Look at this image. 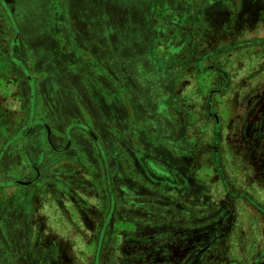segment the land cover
I'll use <instances>...</instances> for the list:
<instances>
[{
    "label": "rangeland",
    "instance_id": "rangeland-1",
    "mask_svg": "<svg viewBox=\"0 0 264 264\" xmlns=\"http://www.w3.org/2000/svg\"><path fill=\"white\" fill-rule=\"evenodd\" d=\"M209 3L0 0V264H264V0Z\"/></svg>",
    "mask_w": 264,
    "mask_h": 264
},
{
    "label": "flooded vegetation",
    "instance_id": "flooded-vegetation-1",
    "mask_svg": "<svg viewBox=\"0 0 264 264\" xmlns=\"http://www.w3.org/2000/svg\"><path fill=\"white\" fill-rule=\"evenodd\" d=\"M226 1H228V0H210V3L207 5L204 4L203 8L206 7L205 11L208 10L209 8L210 9L213 8V9H217V10L219 9V11L222 12V9H220V8H224L222 5ZM222 13H220V15ZM34 127L32 128V130L34 129ZM32 130L27 135V137L32 134ZM89 133L91 134V136L90 135L89 136L92 138V142L94 143L93 145L98 148L99 147L98 139L95 136H93V134L91 132H89ZM65 136H63V134H60L59 136H57V140H63V137H65L64 139L67 141L66 144H68L64 148H60L61 146L56 147L53 144L52 139H51V134L48 135L46 140H47V144H48V146L52 152L57 153V155H61L62 153L69 151L71 147L77 146L76 144L80 145V147H82L84 145L89 146V142H86L87 140L84 138V135L78 136L81 138L80 141H78L79 139L78 140L73 139L72 135H70L69 139H68V135H65ZM37 148L38 147L36 146V144H33V149H34L33 151L35 152L33 158L40 160L43 156V151L41 150V152H40L39 149H37ZM98 150H99V148H98ZM138 161L140 162V168H143L144 172L153 180L167 182L169 184H172V186H176V183L174 181L175 172H174V170L171 169L170 166L166 165L164 162H161L160 160H157L155 157H152V156H142V155L138 157ZM28 170H29V172H27V174L32 175L33 179L27 180V181H23L20 179L14 180L15 184L20 185L22 187H30L36 182V180L39 178V174H40V170L38 169V165L36 164V160L32 159V162L28 163ZM25 235L26 234L23 232L21 234V237H25Z\"/></svg>",
    "mask_w": 264,
    "mask_h": 264
},
{
    "label": "crops",
    "instance_id": "crops-1",
    "mask_svg": "<svg viewBox=\"0 0 264 264\" xmlns=\"http://www.w3.org/2000/svg\"><path fill=\"white\" fill-rule=\"evenodd\" d=\"M143 13V12H142ZM142 18H144V17H142ZM141 21V20H140ZM143 23V22H142ZM89 30V29H88ZM87 30H86V36H85V38H87V36H88V34H87ZM86 40V39H85ZM99 49V48H98ZM101 50V51H100ZM99 50V52L98 53H96L98 56V59L99 60H101V61H105V62H107V61H109V56L107 55V53L104 51V50H102V49H100ZM154 60L155 61H157V60H159L158 58H154ZM129 85L132 87L133 85H135V88L136 87H139V85H141L139 82H134V84L133 83H129Z\"/></svg>",
    "mask_w": 264,
    "mask_h": 264
}]
</instances>
